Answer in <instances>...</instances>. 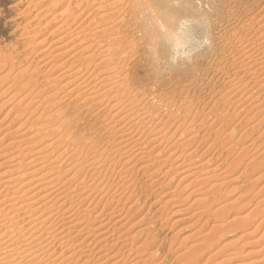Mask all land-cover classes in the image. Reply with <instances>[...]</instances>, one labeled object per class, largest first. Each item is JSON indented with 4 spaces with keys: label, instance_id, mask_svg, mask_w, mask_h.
<instances>
[{
    "label": "rangeland",
    "instance_id": "rangeland-1",
    "mask_svg": "<svg viewBox=\"0 0 264 264\" xmlns=\"http://www.w3.org/2000/svg\"><path fill=\"white\" fill-rule=\"evenodd\" d=\"M71 1L72 0H70V2ZM73 1L70 3L69 0H0V95L2 93V95L0 96V135H2V133L6 130V125L14 126L20 120L22 122L29 117L30 120H35L38 118L42 120V118L44 119L48 112L52 113L53 110H55H51V107L53 105V102L56 100H52L53 102H50L52 105L49 104V102H43V97L47 95L45 92L42 93L43 88L45 89L43 77L48 69L44 68V71L40 64H42L41 62L44 59H47L48 61L50 57L46 58L43 57V55L39 54V47H41V44L39 42L42 39H46L45 43L48 44V40L51 41L52 38H54L55 35H51L52 30L55 31L57 29H55V27H57L60 22H63L64 16L65 19L68 18L66 20H68L69 22L65 20L67 23L63 22V25L60 24L64 26L63 28L69 27V29H72L73 27L79 25V21L74 20L75 14L80 10H85V12H87L88 8L84 7V9L79 10L78 8V10H75L74 5L78 2V0L74 1V5ZM82 1V4L79 6H84L87 1H90V5L86 3L85 6H92L94 2L92 0H86L85 3V0ZM68 2L71 4L70 6L72 8L69 6ZM120 2L121 3H119L116 7H119V12L117 11L115 16L116 20L125 18L124 21L127 25L125 24V26H123V37H127L128 39L131 36L133 37L129 39V42L126 38V43H124V45L119 49L120 52L118 53V55L121 54V56H119L121 58L120 60H122V63L120 64L121 61L119 60L115 61L117 62V66L120 64L118 66V71H120L122 75H131V77L128 76V83L131 81L129 84L131 85L130 87L133 91L131 94H136V96L138 97H141L142 95L143 97L145 96L146 98H149V96L158 95L159 93H164L170 90L169 92H167V97L168 95L171 96L177 94L176 96L174 95L175 97L172 96V98H175L172 99L173 101H179L184 97H187L188 100H190L188 101V104L191 111L188 112V114L185 113V111L182 113H176V108H173L172 105L169 104L170 99H168V101L167 99H162L163 102L160 101L159 103H161V108L163 109V116L161 115L159 116V118L164 123V127H166V129L171 128L169 131L170 134L168 136L174 135V138H177L178 135L183 132V126L185 127L190 124L189 122L193 121L191 122V126H195L193 133L197 130L196 128H198L196 134H194L195 141L193 140L192 144H186L188 145L187 147L184 144L183 148L180 146V148L177 150L178 152L184 151L186 148H188L186 149L187 152L188 150H193L195 154L192 151L194 155L193 157H190L194 165H192V168L196 167V165L200 167L202 164V169L200 170L201 174H203H200L198 177H196L194 179V182L189 183L188 181H184L181 184L182 186L180 185L178 188H174L181 175H179L178 172H170L168 174H165V171L163 170L164 167H161L160 165L156 166V168H161V170L163 171L160 170L162 173L160 172L159 176L157 177V181H153V178H151L150 180L148 179V177L142 175L141 173H133L134 175H136H133L135 179L132 182L133 189L131 193L133 196H135V198L138 197L137 199L139 200V203L137 204L138 208L133 211H137L138 213L137 216L133 218L134 220H132V223L140 217H147L148 225L151 224L149 228L153 229L150 230L151 233L149 234V237L151 239H147L146 244H143V248L149 247L150 245L151 248L149 247V249L147 250L143 249V251H140V254L142 255V257L144 256L143 258H148L147 260L151 262L150 264H191L190 261L192 262V260L196 257L202 258L197 259L198 261L196 259V261L193 260L195 262H192V264H264V67L262 66L263 68H260L259 65L255 66L256 68H254V70L256 69V73L254 75L252 74V76L246 72L242 73L237 68L238 66H235L231 62V55L234 54V51L236 52L237 44L252 42L251 44L256 45L257 39L255 38L262 35V22L264 20V0H136V2L135 0H120ZM135 8H137L138 10ZM72 9L75 10L74 14H72L71 12ZM60 10H66V12L63 13L64 15L59 14ZM164 10L171 16V33L169 35V43L165 40L167 35L164 34L163 28H160L159 25H157V23L159 24V21H161V11ZM143 12H146L147 15H144ZM66 13L69 14V16ZM121 13H123L122 18L120 17ZM130 15H132V17H130ZM139 15H141V17L142 15H144L146 19L149 18L147 21L150 23L145 21L146 19L143 17L140 19ZM129 18L131 19L129 20ZM135 18L137 22L134 21ZM56 19H59L60 22ZM257 21L259 23H256ZM144 22L147 24H145ZM68 23H73L74 25L72 26L71 24H69V26ZM65 24L68 26L65 27ZM246 24L248 25L247 27ZM149 25L154 29L152 27L150 28ZM157 26L158 28H156ZM133 27H135V29H133ZM142 31H144V33H142ZM135 32L137 33L135 34ZM129 33L132 34L129 36ZM46 35L47 37H45ZM150 35L152 39L150 38ZM147 37L148 39H146ZM161 37L165 39H162ZM123 48H128L126 49L127 52ZM121 52H126V55ZM94 56L92 57L94 58ZM123 58H125V60H123ZM94 59L96 60L98 58L95 56ZM126 62L128 65L126 64ZM25 65L27 66L25 67ZM36 65L37 68H34L36 67ZM112 65H115V63H112ZM236 69H238V73L234 77L233 74ZM23 70L27 71L24 72ZM50 70L53 71V68ZM260 70H262V72ZM28 71V75H32V78L26 75ZM126 71H128V73ZM17 72H19V74ZM31 72H33V74ZM16 74L19 76H17ZM14 76H16V78ZM20 76L21 78L18 79ZM26 77L28 78L26 79ZM119 77L122 78L123 76ZM254 77L257 79H255ZM238 79L240 80L239 83ZM229 80H232V83L237 82V84L239 85L235 83L232 84L231 82L230 84L228 83ZM14 86L18 87L19 90L22 86H25L26 90L22 88L23 90H20V92ZM30 86L32 88H30ZM235 86L237 87V89ZM9 88L10 90H8ZM135 88L137 89L136 91L134 90ZM16 89L17 92H14V90ZM40 89H42V91H40ZM3 90L4 92H2ZM11 91L13 92V94ZM38 91L40 94H42L40 95ZM229 91L230 93H228ZM19 93L20 95H18ZM36 93L39 94V96H37ZM41 96H43L42 99ZM20 98L23 99L22 102L21 100H19V102L17 101V99ZM32 98L33 100H35H29ZM27 99L28 101H30L29 103ZM164 100L166 103L164 102ZM39 102H41V104ZM238 102H240V105L238 104ZM14 104L17 105V108L16 105L14 106ZM44 104L47 107H50L46 109ZM12 105L13 107H11ZM23 105H26L27 107H24ZM38 106H40L39 109L41 108V111L38 110ZM28 107L29 109H27ZM42 107L44 110H42ZM68 108L71 109V111ZM61 109V113L59 112L60 114H48L49 118L47 120L49 121L50 125L52 124L51 126H53V124L55 125L61 123L60 120L63 121V119L65 118H69L70 120L73 118L71 121H68L69 119H67V124L65 122V125L63 124L62 129H66L67 132L72 130L69 133L78 135L80 132H82L79 129H83L85 123L90 124L92 122V124L90 125H93V127L89 132L92 134V137L94 136V138L96 139L100 138L96 131V129L98 128H95L94 121H90L91 117H88L89 115H78L77 113H79L78 111L80 110L76 109L75 105H65L64 107H61ZM21 110L23 111L21 112ZM33 110L36 114L33 113L31 117L30 111L32 112ZM75 110L77 112H75ZM164 111L166 113L163 114ZM168 111L172 114H168ZM40 112H42L43 114ZM17 113L19 114L17 115ZM174 113H176L177 115ZM55 114L57 117L55 116ZM91 114L94 113L92 112ZM34 116L36 118H34ZM179 117L181 118V120L182 118H186L184 119L185 122L179 120ZM54 118L56 119V121H54ZM176 120H178L179 123ZM74 123H76V125ZM215 130L216 132H218V134L215 133ZM230 132H232L234 135L231 133L230 136ZM55 134L57 137L60 136V134H57V132H55L53 135L50 134V137L47 136L46 139H51V137L55 136ZM8 137L13 136L9 135ZM85 137L86 139H89V134L86 133L83 139H85ZM224 138H226V140H224ZM62 140L64 139H61L60 137V140L57 143L60 147L63 145L61 148H64V146H67L65 148H71L72 150L75 148V143H72L70 141L66 142L65 140L63 143ZM87 143H89V141ZM171 143L172 142H170V144ZM166 146L167 145H164V147L161 146L164 148H162L163 150H165L164 152H166H163L164 157L168 155L167 153L169 151L167 150ZM83 147H85V145ZM174 148H176L175 145ZM231 148L233 150V153L231 151ZM243 150H245V152ZM189 160L187 161L189 163H192V161ZM187 161L186 163H188ZM205 161L208 163H205ZM207 164L209 165V167ZM234 164H236V166ZM226 165L228 167H226ZM206 166L207 168H204ZM230 166L233 169H231ZM171 167L173 168L175 167V165ZM206 169L208 170L206 171ZM163 173L165 174V176H163ZM173 173H176L175 175H177V177ZM231 176L232 179L230 180ZM169 179H173L171 184H169ZM187 182L189 183V186H187ZM184 183L186 184V186H183L185 185ZM213 183H217L215 184L216 187H214L215 185ZM217 185L220 187H218ZM214 188H217L219 190L221 189V193L223 194H225V191L227 193L223 195L219 190L217 191ZM215 191L216 193L219 192L222 197L218 193L216 195ZM180 194L182 195L180 196ZM214 195L219 196L220 198ZM226 195L227 199L225 198V201H234L230 204V206L233 207H230L233 215H240L236 220H230L229 217L226 218L225 216L223 217V221H220L222 220L221 217L224 215L221 216V214L216 211L217 205H222L223 203H225L223 196ZM201 197H203L204 200L199 199ZM175 198L177 199V201ZM217 198L219 204H216L218 203L216 201ZM166 199L169 200H167L166 202ZM196 199L199 200L195 201ZM213 200H215V202ZM201 203L204 204L202 205ZM200 204L202 205V207L200 206ZM195 205L198 206L197 209L194 208L196 207ZM209 205L210 208H207ZM197 210L200 213L197 212ZM133 212H131V214H133ZM194 213H196V216H194ZM246 213L248 214L247 216ZM191 214L194 215L192 216ZM217 215H220V218L217 217ZM217 221H219L220 223L218 222V224ZM131 228L133 229L131 231L129 230V233H133L134 231H136L138 226L135 225ZM205 233L207 234L205 235ZM204 235L207 238H205ZM256 237L258 239H256ZM210 238L211 241H208V239L210 240ZM253 239L258 241L254 242L255 240L252 241ZM202 242H204L203 244L205 246L202 245ZM158 246L159 250L156 248ZM151 251L156 254L153 253L151 256ZM193 251H198L199 253H194ZM191 252L192 255L189 256V259H191L192 256L194 257H192V260L188 261V253L191 254ZM200 252L202 253V255H198L201 254ZM185 255L187 256V258ZM184 257L186 259H184ZM160 261L161 263H159ZM186 261H188L189 263Z\"/></svg>",
    "mask_w": 264,
    "mask_h": 264
},
{
    "label": "bare ground",
    "instance_id": "bare-ground-1",
    "mask_svg": "<svg viewBox=\"0 0 264 264\" xmlns=\"http://www.w3.org/2000/svg\"><path fill=\"white\" fill-rule=\"evenodd\" d=\"M74 1H73V5H74ZM81 1L78 0V2H80V3L77 2L78 5L75 2L76 4L74 5L75 6L74 9L78 10L79 8L80 10L86 7L88 8V11L85 12V10H80L79 12L75 14L74 20L79 21L78 26H76L77 25L76 24L75 25L76 27H73L72 29H69V27L63 28L64 26L62 25L66 21H68L66 20L68 18L65 19V16H64V20H63L64 23L60 22L59 19H56L62 25L57 24L58 25V26L56 25L57 27L54 26L55 29L56 28L57 29L55 31L52 30L51 35L53 36L55 35V36L54 38H52V40L50 37L51 41L48 40L49 42L48 44L45 43L46 39H42L41 41L38 40L40 41L39 43L41 44V47H39L40 53L39 52L38 53L40 55H43V57H46V58L50 57L48 61L47 59H44L41 62L42 64H40L43 70L44 68L48 69L44 77L42 76L44 78L45 89L43 88V91L42 89H40L42 93L45 92L47 95L45 97L41 96V99L43 97L44 98L43 102L44 101L47 103L49 102V104H51L50 102L52 100H56L54 102L52 101L53 105L51 104L52 105L51 110L53 109L55 110H53L52 113L48 112V114H54V113H59V112L61 113V110H62L61 107H64L65 105L67 106L75 105L76 109L80 110L78 111L79 113H77L78 115L85 114V116L89 115L88 117H91L90 121H94L95 123L94 126L95 128H98L96 129V131L100 138L96 139L94 138V136L93 137L91 136L92 134L89 131L93 127V125H90L92 124V122L90 124L85 123V125L83 126V129H79L82 132H80L78 135H73L69 133L72 130L67 132L66 129H62L63 124L65 122L67 124V119L69 118H65L66 121L65 119L62 118L63 121L60 120L61 123L58 122L59 124H55V125L53 124V126H51L52 124L50 125L49 121L47 120L49 118V115L47 114V112H46L47 115L45 116L44 119L42 118V120L40 118L35 119V120H30L29 119L30 117L28 116L29 118H26L25 121L21 122L20 120L14 126L6 125V130L2 133V135H0V264H150L151 262L147 260L148 258L147 259L143 258L144 256L142 257V255L140 254L141 253L140 251H143V249L147 250L151 246L150 245L149 247L143 248L144 246L143 244H146L147 242L146 240L151 239L149 237V234L151 233L150 230L152 229V228L151 229L149 228L151 224L148 225L147 217H140L139 219H137L136 221L132 223V220H134L133 218L137 216V213H138L137 211L135 212L133 211L138 208L137 204L139 203V200L137 199L138 197L135 198V196H133L131 193L133 189L132 182L135 179L133 177L134 175L133 173H136V174L141 173L142 175H145L146 177H148V179L151 180V178H153V181H157L158 179L157 177L159 176L160 172L163 170L165 171V174L166 173L168 174L170 172H178V174L181 175V177L178 179V182L176 183L174 188H178L184 181H188L189 183L194 182V179L201 174L200 169H202V164L200 167L196 165V167L192 168L193 161L191 160L190 157H193V155L195 154L194 151L192 150L194 153L193 154L191 150L190 151L188 150L187 152L186 149L188 148L186 149L184 148L185 149L184 151L179 150L180 152H178L177 150L180 148V146L183 148L184 144L185 145L188 143L192 144L194 140V134H196V131L198 130V128H196L197 130L193 133L194 128H195V126H191V122L193 121L189 122L190 123L189 125L185 127L183 126L182 128L183 132L180 131L181 132L180 135H178V137L176 136L177 138H174L173 137L174 135L168 136L170 134L169 131L171 128L166 129V127H164V123L159 118V116L162 115V111H163V109L161 108V103H159L160 101L163 102L162 99H167V101L168 99H170L169 104H171L173 108H176L175 109L176 113H182L184 111L185 113L190 112L191 110L188 104L189 103L188 101L190 100H188L187 97H184L181 99L179 98L180 99L179 101H175V100L173 101L172 99H175V98H172V96H174L175 94L174 95L170 94L171 96L168 95L167 97V94H168L167 92H169L170 90L164 93H159L158 95L149 96V98H146L145 96L143 97L142 95L141 97H138L136 96V94H131L133 92L130 87L131 85L129 84L131 81L128 83V80H129L128 76L131 77V75L130 74L122 75L121 72L118 71L119 70L118 66L122 63V60H120L121 54H119L120 56L118 55V53L120 52L119 49L124 45V43H126V38H127L126 36H125L126 38L123 37V32H122L123 26H125L126 24L124 21L125 18L123 17L124 19L116 20V17H115L118 11V8H119V7L118 8L116 7L119 3H121L120 0L119 1L118 0H92L94 1L92 6H88L90 5L89 4L90 1L86 2L85 0L84 3L86 2L88 3V5L85 6L86 5L85 3L84 6L83 5L79 6L83 2ZM70 3H69V6L71 5ZM74 9L71 10L72 14H74L75 12ZM65 12L66 10H60L59 14L62 15ZM145 14L146 12L144 13V15ZM161 14H162V17L160 18L161 21H159V24L157 23V25H159L160 28H163L164 34L167 35L166 39L162 37L161 38L165 39L166 42L169 43L170 41L169 35L171 33V26H170L171 16L167 12H165V10L161 11ZM67 15L69 16V14ZM122 15L123 13H121V16H120L121 18H122ZM144 15H142L143 18H145ZM130 17H132V15H130ZM139 17L140 19L142 18L141 15H139ZM130 19L131 18H129V20ZM148 19H146L145 21H147ZM134 21H136V18ZM256 23H259V22L257 21ZM69 24H71L72 26L74 25L73 23H68V25ZM68 25L65 24V27ZM247 26L248 25L246 24V27ZM151 27L152 26H150V28ZM156 28H158V26ZM262 28H263L262 35L260 34L261 35L260 37L255 38L257 39L256 45L251 44L252 42L251 43H248V42L239 43L236 46L237 48L236 52L234 51V54L231 55L232 64H234L235 66H238L237 68L242 73L246 72L249 75H252V74L254 75L256 73V69L254 70V68H256L255 66L259 65L260 68L262 66L264 67V20L262 22ZM133 29H135V27H133ZM136 33L137 32H135V34ZM142 33H144V31H142ZM131 34L132 33H129V36ZM35 37H32V38H35ZM45 37H47V35ZM131 37H129V39ZM150 38H151V35H150ZM129 39L127 38L128 42H129ZM146 39H148V37ZM150 41H153V40H150ZM132 44H135V43H132ZM124 47H127V46H124ZM123 49H125L126 51V49L128 48H123ZM126 52H121V53L125 54ZM94 55L98 58L96 59L97 61L94 59L95 58ZM92 56H94V58ZM118 60L121 62L117 66V62L115 61H118ZM123 60H125V58H123ZM112 63H115V65H112ZM26 66L27 65H25V67ZM34 68H37V65ZM52 68H53V71L50 70ZM238 69H236V71L234 72L233 74L234 77L235 75H237ZM23 71L26 72L27 70L26 71L23 70ZM260 71L262 72V70ZM33 72L31 73L33 74ZM122 72H123V69H122ZM126 72L128 73V71ZM17 73L19 74V72ZM28 74H29V71L28 73H26V75L29 77L30 75ZM119 76H123V77L120 78ZM14 77L16 78V76ZM28 77H26V79ZM20 78L21 76L18 79ZM13 80H16V79H13ZM231 81L229 80L228 83H230ZM239 82L240 80L238 81V83ZM234 83L237 84V82H233L232 84ZM17 85H20V84H17ZM25 86H22L20 90H23L22 88L25 89ZM15 88L19 90L18 87H15ZM30 88L32 87L30 86ZM17 89L14 90V92L15 91L17 92ZM8 90H10V88ZM134 90L136 91L137 89L135 88ZM2 92H4V90ZM228 93H230V91ZM39 94H37V96H39ZM18 95H20V93ZM33 98L29 100L34 101L35 99L33 100ZM10 99H11V96H10ZM19 100H21V102L23 101V99L21 98L17 99L18 102ZM29 102L30 101H28V103ZM39 103L41 104V102ZM239 103L240 102H238V104ZM16 104H14V106ZM17 105H16V108H17ZM11 107H13V105ZM39 107L40 106H38V110L41 111L40 110L41 108L39 109ZM48 107L45 105L46 109ZM27 109H29V107ZM42 110H44L43 107H42ZM69 110L71 111V109ZM22 111L23 110H21V112ZM169 111H168V114L171 113V112L169 113ZM75 112L77 111L75 110ZM92 112L94 114H91ZM33 113H35L34 110L32 112L30 111L31 117ZM164 113L166 112L164 111L163 114ZM18 114L19 113H17V115ZM38 117H41V116H38ZM34 118L36 117L34 116ZM184 119L186 118H182V120L180 118L179 120L185 122ZM71 120L69 119L68 121H71ZM54 121H56V119ZM176 121L178 122V120ZM74 124L76 125V123ZM7 126H11V127H7ZM55 132H57V134H60V136L58 135L59 137H57L55 134V136L51 137V139L50 138L46 139L47 136L50 137V134L53 135ZM86 133L89 134V139H86V137L85 139H83ZM215 133L218 134L216 130H215ZM231 133L232 132L229 133L230 136H231ZM9 135L13 137H8ZM60 137L61 139L63 138L66 142L70 141L72 143H75V148L73 150L71 148L69 149L65 148L67 146H64V148H61L63 145L61 144L62 146L60 147L59 144H57L60 140ZM64 140H62L63 143H64ZM224 140H226V138H224ZM88 141L89 143H87ZM170 142L172 143L170 144ZM84 145L85 147H83ZM164 145H167L166 148L167 150H169L167 153L168 155H166V157H164V154H163V152L165 151L163 150ZM174 145L176 146V148H174ZM187 146L188 145H186V147ZM84 148H87V149H84ZM231 151L233 153L232 148H231ZM231 151H230V155H231ZM243 151L245 152V150ZM186 159L187 160L190 159L189 161H192V163H189ZM186 161L188 163H186ZM205 163H208V162L205 161ZM158 165H160L161 167H164L163 170H161L160 167H159L160 169H157L158 167L156 168V166ZM174 165L175 167L172 168L171 166H174ZM234 165L236 166V164ZM226 167L228 166L226 165ZM204 168H207V166ZM207 170L208 169H206V171ZM165 174L163 176H165ZM175 176L177 177V175ZM199 178H202V177H199ZM231 179H232V176L230 180ZM172 180L169 179V184H171ZM221 182H220V185H221ZM224 182H227V181H224ZM189 183L187 186H189ZM183 186H186V184ZM214 187H216V185ZM215 190L218 191L219 189L216 188ZM219 191L221 193V189ZM166 193H169V192H166ZM217 193L219 194V192ZM226 193L227 192L225 191V194ZM221 194L219 195L222 197ZM181 195L182 194H180V196ZM216 197L220 198L219 196H216ZM226 197L227 195L223 196L224 201ZM218 198L216 200L217 202H218ZM175 199H172V200H175ZM199 199L204 200L203 197ZM199 199H196L195 201ZM167 200L169 199H166V202ZM213 201L215 202V200ZM233 202H234L233 200L232 202H228L226 200L225 203H223L222 205L219 204V202L216 203V204H219L217 205L216 211L219 212L221 216L224 215L221 217L222 220L220 221H223V217L225 216L226 218L229 217L230 220H236L237 217L240 216V215L237 216L238 214L233 215V213L231 212L230 207L232 206H230V204ZM201 204L203 205L204 203H201ZM201 204L200 206L202 207ZM197 207L198 206L194 208L197 209ZM207 208H210V205ZM131 212H133V214H131ZM197 212L199 211L197 210ZM194 214H191V215L196 216V213ZM247 215L248 214L246 213V216ZM219 216L220 215H217V217ZM218 222L219 221H217V223ZM135 225L138 226L137 230L134 232L132 231L133 233H129L133 229L131 227ZM206 234L207 233H205V235ZM205 238L207 237L205 236ZM256 239L258 238L256 237ZM204 240H207V239H204ZM254 240L255 239H253L252 241ZM208 241H211V238L210 240L208 239ZM256 241L258 240H255L254 242ZM203 243L204 242H202V245H204ZM148 244H149V241H148ZM194 245H197V244H194ZM159 246L156 247L158 250H159ZM195 252H198V251H195ZM153 253L154 252L151 251L150 255L152 256ZM182 253H181V256H182ZM202 253L198 255H202ZM188 254H189L188 258L186 256L187 254L185 256L187 260L190 261L192 260V257L194 256H192L191 259H189L190 258L189 256L192 255V252L191 254L190 253ZM186 258L184 257V259ZM199 258H202V257H199ZM199 258L196 257L193 260L195 259L197 260ZM193 260L192 262L196 261V260L195 261ZM192 262L190 261L191 264ZM159 263H161V261Z\"/></svg>",
    "mask_w": 264,
    "mask_h": 264
}]
</instances>
